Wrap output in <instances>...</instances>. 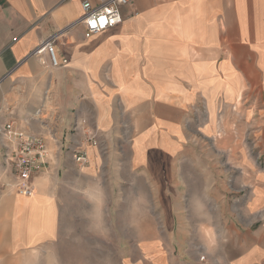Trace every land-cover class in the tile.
I'll list each match as a JSON object with an SVG mask.
<instances>
[{"label":"crops","instance_id":"obj_1","mask_svg":"<svg viewBox=\"0 0 264 264\" xmlns=\"http://www.w3.org/2000/svg\"><path fill=\"white\" fill-rule=\"evenodd\" d=\"M84 1L0 0V128L52 155L18 195L0 134V264H42L70 194L100 184L152 220L138 264H264V0H133L89 40ZM53 36L58 69L33 55Z\"/></svg>","mask_w":264,"mask_h":264},{"label":"rangeland","instance_id":"obj_2","mask_svg":"<svg viewBox=\"0 0 264 264\" xmlns=\"http://www.w3.org/2000/svg\"><path fill=\"white\" fill-rule=\"evenodd\" d=\"M96 141L97 147L98 138ZM73 159L79 168L88 165V161L78 163L75 153ZM114 189L116 194L122 192L120 187ZM85 190L70 194L72 201L62 211L61 228L44 250L42 264H138L141 245L157 233L144 230L152 220L144 218L140 203L134 201L137 190L123 189L122 194L130 200L126 203L113 202L112 187L100 184L92 189L87 185Z\"/></svg>","mask_w":264,"mask_h":264},{"label":"built area","instance_id":"obj_3","mask_svg":"<svg viewBox=\"0 0 264 264\" xmlns=\"http://www.w3.org/2000/svg\"><path fill=\"white\" fill-rule=\"evenodd\" d=\"M133 0H96L82 3L83 15L76 25L84 27V37L89 40L120 25L124 21L122 10L131 5ZM56 39L45 40L33 55L42 59L48 56L49 67L58 69L68 64L65 57H61L56 49ZM46 65V61H42ZM2 136V159L4 167L12 176L10 185L21 196L31 197L35 191L33 180L44 174L51 161V152L47 140L40 136L16 128L14 122H9L0 128ZM96 134L90 132L88 141L96 145ZM75 160L85 164L88 161L83 151L75 152Z\"/></svg>","mask_w":264,"mask_h":264}]
</instances>
